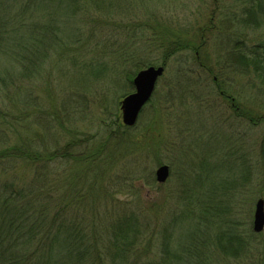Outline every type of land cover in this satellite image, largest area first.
I'll list each match as a JSON object with an SVG mask.
<instances>
[{
    "label": "trees",
    "instance_id": "16d2710c",
    "mask_svg": "<svg viewBox=\"0 0 264 264\" xmlns=\"http://www.w3.org/2000/svg\"><path fill=\"white\" fill-rule=\"evenodd\" d=\"M82 1L0 0V264H221L225 260L227 264H264V232L253 230L251 213L245 211V206L252 207L255 194L264 191V147L259 153L253 148L245 152L240 147L231 148L225 152L226 156L235 157L230 166L216 165L194 181L199 182L197 190L191 189L185 202L196 225L180 235L190 238L189 242H180V237L175 241V237L166 236L161 230L150 231V219L143 216V205L127 216L120 215L109 226V231L106 228L97 233H92L96 225L87 223L84 215L76 220L69 213L74 202L82 204L87 199L85 191L80 189L79 194L71 197L74 175L64 170V177L55 182L48 170L53 161L68 158V149L58 155L51 149L40 148L36 140L30 139L27 143L29 138L21 132L20 126L24 123L30 129L35 127L37 117L33 118L32 113L36 110L32 108L38 106L39 111L41 107L34 85L37 81L49 82L50 70L54 69L52 65L70 62L73 68L70 80L74 86L97 71L92 63L80 59L82 50L76 53L77 46H84L82 42H87L86 45L102 42L95 37L89 41L75 36L74 24ZM85 1L95 3L98 9L104 5V0ZM122 1L127 3L129 0ZM243 1L249 3L241 13L245 16L244 23L250 28L261 26L264 0ZM123 25L121 35L126 41L121 43L122 49L115 52L111 50L114 43L106 42V49L101 48L100 57L111 55L124 62V58L134 55V52H127L130 38L134 36V22ZM126 28L131 31H125ZM210 29L211 26L199 33L191 29L171 30L163 45L164 64L186 51V59L191 56L198 66L197 75L185 78L189 86L206 84L211 75L213 86L206 84L205 87L219 91L215 94L229 101L232 114L248 117L252 123L264 121V29L259 38L252 35L258 38L257 42L243 40L239 34H234L237 39L229 37L225 48L222 45L217 53V65L220 66L217 69L198 54ZM220 74H226V79L224 76L219 78ZM181 75L178 76L186 77ZM231 76H246L245 89H235ZM131 80L129 78L133 86ZM246 90L251 95L248 99ZM117 122V128L123 131L122 136L117 139L110 132V136L90 154L92 163L104 158V162L109 161L107 164L111 165L118 159L113 156L116 144L111 146L109 143L114 139L120 144L129 138L123 143L131 144L132 140L127 136L129 127L122 119V123ZM105 149L109 152L106 155L103 154ZM21 164L24 170L30 169L26 170L31 172L29 176L27 173L19 175ZM99 171L91 172H95V176L90 188L104 181ZM147 182L155 184L151 177ZM110 197L114 199V194ZM156 235L164 238L160 244L155 242L162 254L152 261L156 252L152 238ZM146 239L148 244L145 245Z\"/></svg>",
    "mask_w": 264,
    "mask_h": 264
},
{
    "label": "rangeland",
    "instance_id": "374dc122",
    "mask_svg": "<svg viewBox=\"0 0 264 264\" xmlns=\"http://www.w3.org/2000/svg\"><path fill=\"white\" fill-rule=\"evenodd\" d=\"M103 3V8L98 9L95 3L82 1L74 24L76 37L89 41L95 37L102 41L93 45L82 42L85 47L80 45L76 50V53L83 52L80 59L92 63L94 70L97 68L95 75L83 76L89 82L85 80L74 86L70 80L73 70L70 62L52 65L54 69L50 70L52 77L49 82L37 81L34 85L41 107L39 111L38 106L32 108L36 110L32 113L33 118L37 117L35 127L30 129L22 123L20 130L29 138L27 143L30 139L36 140L40 148L51 149L58 155L68 149V158L53 161L48 170L51 171L50 177H55V182L57 178L64 177V170L74 175L71 178L75 182L71 197L82 189L87 199L82 204L74 202L69 213L76 220L84 215L87 223L95 224L92 233L103 232L106 228L107 231L120 215L127 216L143 205V216L150 219V231L161 230L166 236L175 237V241L180 237V242H189L190 238L180 235L196 225L195 217L187 212L185 202L190 190H197L199 182L194 181L216 165L230 166L235 157L226 156L225 152L231 148L240 147L242 152L253 148L259 153L264 147V121L252 123L248 117L232 114L229 101L215 94L219 91L205 87L206 84L213 86L211 75L206 84H201L202 87L189 86L185 78L197 75L198 66L191 56L186 59V51L164 64L165 38L173 29H191L199 33L211 26L209 37L198 54L217 69L220 67L217 65V53L222 45H226L228 38L237 39L234 34H239L243 40L257 42L260 31L264 29V20L259 22L263 23L259 27H248L241 13L249 3L243 0H129L128 4L122 0H104ZM130 22H134V36L131 37L134 41L130 38L127 52H134V55L124 58V62L111 55L100 57V50L106 49V42L114 43L111 50L115 52L122 49L121 43L126 41L121 35L123 23ZM124 30L129 31L127 28ZM254 34L258 38L253 37ZM151 65L165 66V70L136 124L128 128L131 144L123 143L129 140L126 135L127 139L120 144L114 139L109 143L111 146L116 144L113 156L118 159L111 165L107 164L109 161L104 162V158L95 159L92 163L90 154L101 141L111 133L117 139L122 136V129L117 128V121L121 122V102L135 91L129 78L133 80L140 70ZM181 74L186 77H179ZM213 76L216 77L215 74ZM223 76L226 79V74H220L219 78ZM232 78L235 89H245L246 76ZM248 96H251L250 91L246 90V99ZM107 153L105 149L103 154ZM164 164L170 167V176L165 183H159L156 170ZM24 169L21 164L19 175L27 173L29 176L31 172L26 170L30 169ZM98 169L104 181L90 188L95 176L93 173ZM150 177L155 184L147 182ZM111 194H114V199ZM258 198L264 199V191L255 194L251 208L245 206V211L251 213L252 227ZM152 239L156 252L151 259L155 261L162 254L155 242L158 244L164 238L156 235ZM221 262L227 264L226 260Z\"/></svg>",
    "mask_w": 264,
    "mask_h": 264
},
{
    "label": "water",
    "instance_id": "95a60500",
    "mask_svg": "<svg viewBox=\"0 0 264 264\" xmlns=\"http://www.w3.org/2000/svg\"><path fill=\"white\" fill-rule=\"evenodd\" d=\"M165 66H148L140 70L133 78L135 91L125 96L121 102V119L124 125L136 124L141 110L151 99L158 79L163 75ZM170 176V167L160 165L156 170V179L165 183ZM253 230L260 233L264 230V199L255 204Z\"/></svg>",
    "mask_w": 264,
    "mask_h": 264
},
{
    "label": "bare ground",
    "instance_id": "6f19581e",
    "mask_svg": "<svg viewBox=\"0 0 264 264\" xmlns=\"http://www.w3.org/2000/svg\"><path fill=\"white\" fill-rule=\"evenodd\" d=\"M149 101H150V100H149ZM144 107H145V106H144ZM142 110H143V109H142ZM142 110H141V111H142ZM140 113H141V112H140Z\"/></svg>",
    "mask_w": 264,
    "mask_h": 264
}]
</instances>
